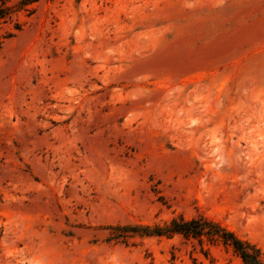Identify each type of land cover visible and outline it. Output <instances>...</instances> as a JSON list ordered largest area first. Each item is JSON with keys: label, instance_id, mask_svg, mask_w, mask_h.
<instances>
[{"label": "rangeland", "instance_id": "1", "mask_svg": "<svg viewBox=\"0 0 264 264\" xmlns=\"http://www.w3.org/2000/svg\"><path fill=\"white\" fill-rule=\"evenodd\" d=\"M0 20V264L264 257V0H38Z\"/></svg>", "mask_w": 264, "mask_h": 264}, {"label": "trees", "instance_id": "2", "mask_svg": "<svg viewBox=\"0 0 264 264\" xmlns=\"http://www.w3.org/2000/svg\"><path fill=\"white\" fill-rule=\"evenodd\" d=\"M38 0H20L19 8ZM14 7L8 5V0H0V20L7 19L13 12ZM148 234L169 235L182 234L186 238H198L206 236L211 242L220 241L227 247H232L234 252L241 257L244 264H264L262 250L256 245L238 238L234 232L222 227L207 217L200 215L197 218L186 220L180 216L173 218L164 228H156Z\"/></svg>", "mask_w": 264, "mask_h": 264}]
</instances>
